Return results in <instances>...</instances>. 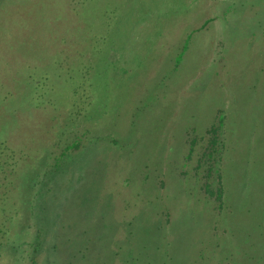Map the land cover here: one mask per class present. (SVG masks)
Wrapping results in <instances>:
<instances>
[{
    "label": "rangeland",
    "instance_id": "374dc122",
    "mask_svg": "<svg viewBox=\"0 0 264 264\" xmlns=\"http://www.w3.org/2000/svg\"><path fill=\"white\" fill-rule=\"evenodd\" d=\"M0 264H264V0H0Z\"/></svg>",
    "mask_w": 264,
    "mask_h": 264
},
{
    "label": "trees",
    "instance_id": "16d2710c",
    "mask_svg": "<svg viewBox=\"0 0 264 264\" xmlns=\"http://www.w3.org/2000/svg\"><path fill=\"white\" fill-rule=\"evenodd\" d=\"M212 132L215 133V134H214V136H215L216 133H217V130L213 128ZM215 142H216V139L214 138L213 143H215ZM217 194H218V199L221 201V200H222V197H223L221 187H220L219 190L217 191Z\"/></svg>",
    "mask_w": 264,
    "mask_h": 264
}]
</instances>
